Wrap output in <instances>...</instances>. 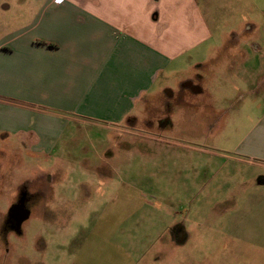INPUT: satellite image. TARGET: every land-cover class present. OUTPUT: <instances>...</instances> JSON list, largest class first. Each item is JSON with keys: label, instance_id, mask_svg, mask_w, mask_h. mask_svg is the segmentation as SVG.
<instances>
[{"label": "rangeland", "instance_id": "rangeland-1", "mask_svg": "<svg viewBox=\"0 0 264 264\" xmlns=\"http://www.w3.org/2000/svg\"><path fill=\"white\" fill-rule=\"evenodd\" d=\"M213 3L217 34L250 23L264 37L260 0ZM193 54L168 75L181 101L163 94L137 108L136 124L69 122L50 157L18 140L0 146V264H264V160L238 150L264 103L237 79L210 102V87L199 98L178 90L200 74ZM38 177L47 191L18 234L5 216L18 186ZM180 224L176 242L169 229Z\"/></svg>", "mask_w": 264, "mask_h": 264}, {"label": "crops", "instance_id": "crops-1", "mask_svg": "<svg viewBox=\"0 0 264 264\" xmlns=\"http://www.w3.org/2000/svg\"><path fill=\"white\" fill-rule=\"evenodd\" d=\"M213 5V0H0V146L18 140L50 157L69 122L136 124L137 108L171 92L169 73L193 62V53L200 73L196 98L210 87V102L216 98L211 91L237 79L248 99L256 96L263 104L264 37L251 36L259 25L217 34L209 18ZM256 121L238 150L264 160V111ZM59 163L47 173L52 194L64 170Z\"/></svg>", "mask_w": 264, "mask_h": 264}, {"label": "flooded vegetation", "instance_id": "flooded-vegetation-1", "mask_svg": "<svg viewBox=\"0 0 264 264\" xmlns=\"http://www.w3.org/2000/svg\"><path fill=\"white\" fill-rule=\"evenodd\" d=\"M186 89L193 93H200L199 87L196 85L195 79L192 81L184 82L180 89ZM180 91H177L175 94L172 92H166L165 96L167 99L175 98L178 102L181 101V96L179 94ZM41 180L37 179V182H23L21 185L18 186L16 190V197L10 203V208L7 211L5 216V220L3 224L6 228L12 229L18 234H20V227L24 221H26L30 217L31 209L35 208L36 202L39 201L40 198L44 197L47 188H44L50 182V178L47 177L46 183L44 187H41ZM37 183V184H36ZM260 182L258 183V185ZM29 187L32 190H29ZM183 225H175L169 229V234L173 241H178L177 238L179 237L180 233L183 234Z\"/></svg>", "mask_w": 264, "mask_h": 264}]
</instances>
